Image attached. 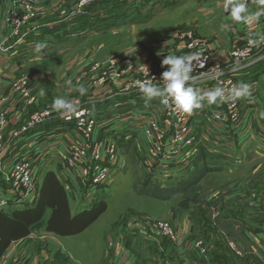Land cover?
<instances>
[{
  "label": "rangeland",
  "instance_id": "rangeland-1",
  "mask_svg": "<svg viewBox=\"0 0 264 264\" xmlns=\"http://www.w3.org/2000/svg\"><path fill=\"white\" fill-rule=\"evenodd\" d=\"M9 1L0 0V48L5 45L6 39L10 38L6 45L9 50L16 44L13 45L12 40L19 42L22 30L28 32L25 30L28 23H37L52 14L61 15L64 13L61 11L67 7L66 3L58 6V3H52L50 0ZM138 1L126 7L124 0H94L81 8L77 17L66 27L69 35H64V42H72L77 47L64 58V61L53 65H32L14 72L9 78H0L1 148L12 141L13 133L22 126L45 115V112L53 113L50 105L56 97H65L78 104L79 111L87 112L96 124H99L101 118V123L105 122L117 131V133L100 132L99 125L95 124L94 135L80 144L76 140L74 149L70 151L76 153L75 149H83L84 157L88 158L99 149L106 150L108 144L114 145L117 157L114 160L109 157V161H112L105 162L111 164L110 174L108 180L101 186L82 188L80 177L77 175L78 170L73 162L67 165L64 163L63 166L58 164V160H54L42 167V172L38 174L39 177H43L48 172L57 174L65 192L66 189L73 192L69 196L71 206L69 209L72 215L91 210L101 203L105 205L104 213L76 236L58 237L42 230H31L27 239L17 243L12 251L11 244L6 249L3 260L7 264H33L34 259H37V264H125L126 262L149 264V258L145 259L146 254L145 257L142 254L131 253L114 256L115 247L125 243L124 236L132 240L156 238L159 242L168 245L167 250L173 251L179 236L175 221L178 217L184 216L197 222L194 227L196 233L199 234L202 228L207 230V237L193 243L192 250L200 256L211 249V244L208 242L211 235L214 238L212 250L215 249L217 252L230 250L236 252L238 256L241 254L235 243L226 244L222 241L223 237L221 235L219 237L216 227L230 214L229 210L227 211L226 198L230 196L228 198L232 197L236 203L240 202L242 183L244 182L243 186H247L253 181L251 175L255 168L262 166L264 171V160L251 164L250 171L244 176L224 175L221 172L204 176L196 187L199 190L196 204L183 196L158 200L140 195L138 191L147 182L151 186H159L161 190L175 188L181 173L187 167L185 162L177 163V168L174 170V167H170V163L160 158L154 161V152L148 135H151L152 122L165 125L167 113L165 111L166 116L163 115V109L167 108L162 106L159 100H153L146 106L138 88L131 87L129 83L133 81L135 84V80H152L154 84L162 86L160 75L166 69H162L160 63L164 56L198 53L199 56L207 54L209 57L206 67L203 68L205 76L222 74L232 80V85L238 84L239 76L255 71L264 64L262 60L258 64L240 69L241 56L247 54L242 45L248 42L249 33H264V16H261L254 29L250 27L238 33L235 24L230 31L222 30V24L228 22L222 7L223 0L171 1V4L175 5L174 10L168 3L170 0ZM27 4L29 8L25 7ZM248 6L252 11H257L261 7L257 0H248ZM18 9H28L30 14H26L23 18L28 20H19L17 24H20V28L17 31V25L14 26V21L8 16V12L14 10L17 13ZM81 25L86 28L85 31L72 32ZM209 38L224 46L223 50H219L218 55ZM190 41L197 42L199 47L184 53ZM257 48L258 55L264 58V47L259 45ZM6 53L0 51V58ZM203 60L199 58L194 64L201 62L202 66ZM126 62L130 64H124ZM131 64H133L132 68L128 69ZM195 73L197 72L192 74L193 77ZM68 81H71L70 85ZM80 85L87 89V93L83 96L76 90ZM212 85L206 83L200 89L207 91L212 89L210 88ZM41 89L45 90L46 96H39ZM219 106L225 108V104ZM239 108L242 114L240 103ZM245 110L249 112L248 110L251 109ZM196 113L189 120V123L192 122L194 125L195 134L193 117ZM216 113L210 114L211 120H209L213 123L221 122L225 129H238L239 134L235 131L236 138L243 137L244 132L245 139H252L254 136H246V132L250 129L252 130L250 134L253 131L256 134L257 123L264 124V120L257 122L254 116L248 113L244 114L243 125L242 116L237 123L231 125L226 118L217 119ZM73 115L71 117L74 119ZM54 118H58V113L52 115L51 119ZM73 119L74 123L75 119ZM75 121L77 123V120ZM170 121H176L173 111L170 114ZM64 130L65 151L70 149V143L75 140L77 132L72 122L64 123ZM169 131L173 132V127H170ZM162 132L164 139H168L175 131L171 134ZM256 136L261 140L264 138V133ZM257 137L255 138L258 139ZM166 151L167 146L159 148L155 154L163 158L167 154ZM170 152L172 154V150ZM74 153H71L70 157H73ZM174 158L171 161H174ZM38 180L41 186L42 178ZM247 216H249L248 212H243L240 218L252 222V218ZM129 242H135L142 247L140 240ZM111 256H114L113 259ZM235 257L231 260L242 264L239 258ZM164 263L166 264L167 260H163L161 264Z\"/></svg>",
  "mask_w": 264,
  "mask_h": 264
},
{
  "label": "crops",
  "instance_id": "crops-1",
  "mask_svg": "<svg viewBox=\"0 0 264 264\" xmlns=\"http://www.w3.org/2000/svg\"><path fill=\"white\" fill-rule=\"evenodd\" d=\"M171 1L175 2L176 0H170L168 3L171 4ZM50 2L58 3V6L59 4L63 6L66 3L67 7L61 11L64 13L61 15L60 13L58 15L52 14L51 16H46L45 19L42 18L43 20H39L37 23L31 22L27 24L25 30L28 32L22 30L19 42L16 41L14 47L8 50L9 52L7 51V53L5 52L6 54L1 55L0 78H9L14 72H19L22 68L26 69L32 65H53L62 62L64 58L68 57V55L73 52V49H76L77 46L74 43L68 41L64 42V35H69L66 31L68 28L66 27L77 17L76 15L80 13V9L76 5V0H50ZM137 2L139 1L131 0L130 2V0H124L126 7H130V4ZM171 5L173 6L172 10H174L175 5ZM255 25L256 24L251 26L237 25V32L246 31L250 29V27L254 29ZM85 30L86 28L81 25L79 28L76 27V30L72 32H83ZM208 40H210L213 46H215L214 48L217 49V55L220 53L219 50L224 49L221 43L217 44L210 38ZM12 41L14 42L15 40ZM37 43H46L47 48L37 53L35 51V45ZM237 82L250 85L254 98L253 103H249L246 100L238 101L242 108L241 124L243 125L245 120V118L243 120L244 114L248 113L253 115L254 120H257V122L258 120H264L260 118L259 115L261 111H264V64L259 66L255 71L253 70L242 74L237 78ZM2 87L4 86L2 85ZM246 108L251 110L247 112L245 110ZM222 110L223 109L219 105L211 107L205 106L203 110L198 111L193 117L197 136L195 152L193 153L194 158L192 159L195 165L193 167L192 164L189 163V165L186 166V170L181 173L179 181L186 179L190 172H198L203 165V161L205 163V169L207 170L210 168V171L204 176H207L209 173L216 174L217 172H221V174L224 175L242 174L244 176L246 172L250 171L249 167L251 164L254 165L256 162L264 160V138L260 140V137L256 136V134L261 136L264 133V124L257 123V127H255L253 123V127L256 128V134H254V131L250 134L249 132L252 131L250 129L246 132V136H254L252 139H245L244 132L242 133L243 137L236 138L235 131L239 134L238 129H225L221 122L213 123L210 121V114ZM65 141L66 138L64 135V147L66 145ZM54 160L56 159L52 161ZM255 169L256 170H254L251 175L253 181L249 182L247 186H243L244 182L242 183L240 189L241 194L239 195L241 197L240 202L236 203V200L232 197L228 198L230 196L227 197L228 199L226 198L228 201L227 211L229 210L231 215L229 214L226 218H223L216 227L219 232V237L220 235L223 237L222 241H224V243L228 244L232 242L236 244L241 253L240 256L234 251L230 252V250H221L220 252H217L215 249L212 250L214 239L212 235L208 240L211 244V249L206 251L203 256L193 251L192 247L194 241L207 237V230H203L202 228V230H199V234L196 233L197 230H194V227L197 222L186 216L178 217L175 221L179 236L176 243L177 246L173 251L167 250L168 245L159 242L156 238H149L148 240L139 239L142 243L141 247L140 244L129 242L139 240H132L124 236L125 243H120L115 247L116 251L114 256L131 253L136 255L142 254L145 257L146 254L147 257H145V259L149 258V264H161L163 260H167L166 264H238V262L231 260L232 257L236 258L235 256H237L242 264H260L261 262L264 264V171L262 166ZM55 175L57 176V174ZM65 183L67 184V182ZM72 193L70 189H66L68 203L70 202L69 196ZM229 195L232 196V193L229 192ZM15 210L20 209L10 208L9 212ZM243 212H248L249 216L247 217L252 218V222L249 223L246 222L247 220L245 221L240 218ZM24 240L25 239L12 243L10 250L12 251L17 243ZM155 248H157L156 251ZM4 256L5 254L0 258V264H7L3 260ZM113 257L111 256L112 259ZM33 264H37V259L33 260Z\"/></svg>",
  "mask_w": 264,
  "mask_h": 264
},
{
  "label": "built area",
  "instance_id": "built-area-1",
  "mask_svg": "<svg viewBox=\"0 0 264 264\" xmlns=\"http://www.w3.org/2000/svg\"><path fill=\"white\" fill-rule=\"evenodd\" d=\"M93 1L94 0H77V7L81 9ZM25 7L29 8V5L27 4ZM16 12L17 13H15L14 10H10L8 16L12 17L14 26L17 25L16 30L18 31L20 24L17 23L19 20L23 19L26 14H30V12L28 9H18ZM9 39L10 38L6 39L7 43L4 42L5 45L0 48V51L6 52L9 50L6 46L9 43ZM15 43L14 41L13 45ZM259 45L264 47V44ZM242 46L243 49L247 51V54L244 53L241 56L242 62H240V69L258 64L264 60L262 55H258L257 46H252L248 42ZM197 47H199L197 42L190 41V44L186 45L184 53L191 52ZM199 58L204 60L202 61V66L201 62L194 64V72H197L194 74V87L200 88L206 85V83L213 84L210 88H214L217 85H222L226 88L231 87L232 80L227 76L222 74L213 77L208 75L205 76L203 74V68L206 67V61H208L209 57L207 54H204L203 56L200 55ZM124 64L130 63L126 62ZM132 66L133 64L129 65L128 69H131ZM135 81L137 82L140 80ZM136 82L134 84L133 81H131L129 85L131 87H137ZM128 87L127 85V88ZM229 104L231 105L226 103L225 108L223 107L222 111L217 112L215 117L219 120L226 118L232 125L239 121L242 114L237 101ZM165 111L167 116L165 115ZM172 111L176 115L175 122L170 121V114ZM54 113L55 112L50 114L49 112H45V115L37 117L33 122L22 126L19 130L14 132L12 141L8 142L5 147L1 148L0 145V213L8 211L10 208L23 209L35 202L40 187L38 179L42 178L39 177L38 174L42 172L41 168L47 166L53 159L58 160V164L63 166L64 163L67 165V163L71 164L73 162L74 167L78 170L77 175L81 180L80 185L84 189L101 186L108 180L111 164H105V162L109 161V157L113 158V160L117 157V150H115L113 144H108L106 150L99 149L97 153H93L92 156L88 158L84 157L85 151L83 149H75L76 153L70 151L74 149L76 140L77 143L80 144L81 142H85L91 135L93 136L96 125H99L100 132L104 133H117L114 127L106 125L105 122L96 124L85 111H79L73 115L77 123L71 117L72 114L67 113H58V118L51 119ZM163 115L167 117L164 121L165 125L151 123V135H148L151 140L149 141L152 151L154 152V161L160 158L162 161L170 163V167H174L175 170L177 168V163L185 162V164H187L188 158L193 155L197 136L194 133V125L192 122L191 124L189 123V120H191L189 116L180 113L174 108L163 109ZM89 118L91 120H89ZM71 122L77 134L75 135V140L70 143V149L64 151V123ZM170 127H173V132H175L171 138L164 139L162 131L171 134L173 132L170 133ZM125 137H127V135H125ZM166 146V156L161 158L159 155L155 154V152L159 151V148H166ZM169 149L172 150V154ZM71 153H74L73 157H70ZM173 158L174 161H171ZM147 170L149 171L150 168L148 167ZM150 174L152 175V173Z\"/></svg>",
  "mask_w": 264,
  "mask_h": 264
},
{
  "label": "clouds",
  "instance_id": "clouds-1",
  "mask_svg": "<svg viewBox=\"0 0 264 264\" xmlns=\"http://www.w3.org/2000/svg\"><path fill=\"white\" fill-rule=\"evenodd\" d=\"M257 3L261 6L260 9L252 11L248 6V0H223L222 7L228 22L222 24V30L230 31L233 24L244 26L258 24L261 16H264V0H257ZM248 43L252 46L264 44V33H249ZM46 48V43L35 45L37 53ZM198 60V53L164 56L160 63V67L166 69L160 75V79L163 81L162 86L154 84L152 80L136 82L145 105H149L153 100H159L165 108H174L191 117L196 112L203 110L205 106L223 105L239 100L254 102L251 87L246 83L233 84L229 88L217 85L207 91L194 87L195 77L192 73L195 70L194 62ZM68 83L70 85L71 81ZM76 90L82 96L87 93V89L83 85H80ZM39 96H46L44 89L40 90ZM50 107L52 111L60 114H76L80 109L78 104L65 97H56ZM259 115L264 119V111H261Z\"/></svg>",
  "mask_w": 264,
  "mask_h": 264
},
{
  "label": "trees",
  "instance_id": "trees-1",
  "mask_svg": "<svg viewBox=\"0 0 264 264\" xmlns=\"http://www.w3.org/2000/svg\"><path fill=\"white\" fill-rule=\"evenodd\" d=\"M98 123H101V118ZM193 158V155L188 158L186 166L191 163L194 167ZM209 171L210 168L206 170L203 161L198 172H190L175 188L161 190L159 186H151L147 182L138 193L158 200L183 196L188 201L198 203L196 195L199 190L196 187ZM104 211L105 205L101 203L91 210L72 215L64 186L54 173L48 172L42 177L38 198L34 204L20 210L0 213V258L10 244L27 238L31 230H42L58 237L76 236L93 224Z\"/></svg>",
  "mask_w": 264,
  "mask_h": 264
}]
</instances>
